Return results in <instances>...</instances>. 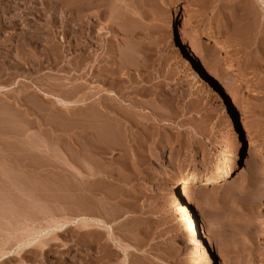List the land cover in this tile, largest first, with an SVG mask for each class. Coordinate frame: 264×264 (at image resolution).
<instances>
[{
	"label": "rangeland",
	"instance_id": "obj_1",
	"mask_svg": "<svg viewBox=\"0 0 264 264\" xmlns=\"http://www.w3.org/2000/svg\"><path fill=\"white\" fill-rule=\"evenodd\" d=\"M89 3L79 41L77 0H0V264H264V0ZM247 152L188 193L195 246L172 188Z\"/></svg>",
	"mask_w": 264,
	"mask_h": 264
},
{
	"label": "bare ground",
	"instance_id": "obj_2",
	"mask_svg": "<svg viewBox=\"0 0 264 264\" xmlns=\"http://www.w3.org/2000/svg\"><path fill=\"white\" fill-rule=\"evenodd\" d=\"M90 1L91 0H77V4L75 5L76 6L75 7L76 16L75 17L77 19L76 22H78L76 24H77V27L79 28V31H80V34H78V36H77V40H79V41L84 38V35L82 33L84 24H89L88 29H89L90 33L93 30V24L94 23L92 22L91 18H89L87 16V14L85 15V11L90 10V8L93 6V5L91 6V3H89ZM93 8H94V6H93ZM187 22H188V18L186 16H183V17L179 18V20L174 22V24L172 25V36L176 39V44L179 45L180 47L185 48L188 57L191 55L194 56L196 63H197V67L200 69V72H202L203 75L206 74V76H209L212 78V80H214V82L216 83V84H214V92L216 94L217 100L218 101H224V100L230 101V104L233 105V107L235 109L234 112H236V114L238 115L240 113L239 107L236 104V102L234 101L233 97H231L229 95L230 93H228L229 92L228 86H227L225 80H223L222 77H220V75L218 74L219 71L217 73V70L215 68V63L208 62L203 55L193 52L187 46L188 44H187L186 39H185V24ZM234 35H236V33ZM253 39H251V40L253 41ZM259 67H260V65H259ZM261 68H262V66H261ZM111 113H113V112H111ZM251 157H252V155L249 152H247L242 157V160L238 157L232 163L227 161V160H224L222 162H212V164L210 165L209 169L206 172L201 173V174L193 173L191 175H188V176L182 178L181 180H179V182L177 184H175L174 187L172 188V193H171L172 205H173L174 210H176L179 218L182 221V227H183L182 232L189 234L190 237H192L193 244L195 246L205 244L203 242V240H204V236H203L204 226H203V223L200 220L199 216H197V213L192 208V206L187 205V203H186L188 193L192 189H194L198 183H200L202 181H205L209 185L214 186L215 185L214 184L215 178L217 177V175L219 176V173L221 171H224L225 174H229V172L233 171V169H235L238 164L241 165V162L243 163L244 166H247L250 164ZM207 251H208L207 252V259L209 260L210 264H222L221 263L222 256H221L220 252H218V249H216L215 246L211 245L210 249ZM196 263L197 262L195 260L194 264H196Z\"/></svg>",
	"mask_w": 264,
	"mask_h": 264
}]
</instances>
